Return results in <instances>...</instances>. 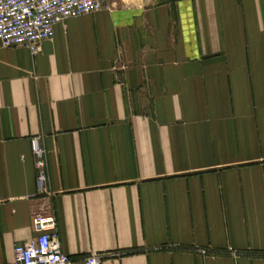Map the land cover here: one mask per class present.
Listing matches in <instances>:
<instances>
[{
  "label": "crops",
  "instance_id": "1",
  "mask_svg": "<svg viewBox=\"0 0 264 264\" xmlns=\"http://www.w3.org/2000/svg\"><path fill=\"white\" fill-rule=\"evenodd\" d=\"M33 209L74 258L264 264V0H111L0 48V264Z\"/></svg>",
  "mask_w": 264,
  "mask_h": 264
},
{
  "label": "built area",
  "instance_id": "2",
  "mask_svg": "<svg viewBox=\"0 0 264 264\" xmlns=\"http://www.w3.org/2000/svg\"><path fill=\"white\" fill-rule=\"evenodd\" d=\"M110 5L111 0H0V48L25 47L36 54L43 42L55 36L58 24ZM33 154L37 171L35 196L51 197L47 151L35 141ZM32 224L37 236L15 246L11 264H103L102 254L74 258L63 250L52 210L33 209Z\"/></svg>",
  "mask_w": 264,
  "mask_h": 264
}]
</instances>
